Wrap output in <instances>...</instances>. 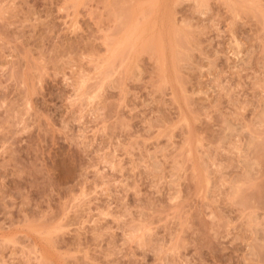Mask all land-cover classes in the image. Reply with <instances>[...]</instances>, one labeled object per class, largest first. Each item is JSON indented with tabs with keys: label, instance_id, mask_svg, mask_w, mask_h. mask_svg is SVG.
Wrapping results in <instances>:
<instances>
[{
	"label": "rangeland",
	"instance_id": "obj_1",
	"mask_svg": "<svg viewBox=\"0 0 264 264\" xmlns=\"http://www.w3.org/2000/svg\"><path fill=\"white\" fill-rule=\"evenodd\" d=\"M0 264H264V0H0Z\"/></svg>",
	"mask_w": 264,
	"mask_h": 264
},
{
	"label": "bare ground",
	"instance_id": "obj_2",
	"mask_svg": "<svg viewBox=\"0 0 264 264\" xmlns=\"http://www.w3.org/2000/svg\"><path fill=\"white\" fill-rule=\"evenodd\" d=\"M143 12H144V11H143ZM143 15H144V14H143ZM129 18H130V17H129ZM136 21H137V20H136ZM138 21H139V20H138ZM128 23H129V22H128ZM128 23H127V21H126V24H128ZM130 34H131V33H130ZM132 37H133V35H132ZM127 38H128V37H127ZM129 38H130V37H129ZM129 38H128V42H129V40H130ZM120 39H121V38H120ZM120 39H119V40H120ZM122 41H123V40H122ZM122 41H121V42H122ZM121 42H120V43H121ZM117 47H118V46H117ZM127 48H128V47H127ZM115 52H116V51H115ZM120 52H121V51H120ZM113 53H114V52H113ZM115 56H116V54H115L113 57H115Z\"/></svg>",
	"mask_w": 264,
	"mask_h": 264
}]
</instances>
